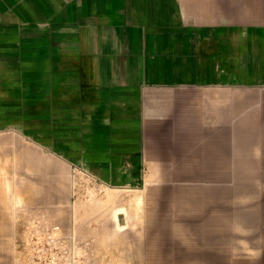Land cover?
Instances as JSON below:
<instances>
[{
  "label": "crops",
  "instance_id": "obj_1",
  "mask_svg": "<svg viewBox=\"0 0 264 264\" xmlns=\"http://www.w3.org/2000/svg\"><path fill=\"white\" fill-rule=\"evenodd\" d=\"M159 147L264 178V0H0L6 178L28 148L34 177L132 188Z\"/></svg>",
  "mask_w": 264,
  "mask_h": 264
},
{
  "label": "rangeland",
  "instance_id": "obj_2",
  "mask_svg": "<svg viewBox=\"0 0 264 264\" xmlns=\"http://www.w3.org/2000/svg\"><path fill=\"white\" fill-rule=\"evenodd\" d=\"M152 151L132 188L75 166H58L55 182L34 177L28 148L18 178H6L16 164L0 152V264H264V178L245 177L260 174L255 164ZM10 189L22 206L11 219Z\"/></svg>",
  "mask_w": 264,
  "mask_h": 264
},
{
  "label": "bare ground",
  "instance_id": "obj_3",
  "mask_svg": "<svg viewBox=\"0 0 264 264\" xmlns=\"http://www.w3.org/2000/svg\"><path fill=\"white\" fill-rule=\"evenodd\" d=\"M262 180H264V179H262ZM263 182V181H262ZM264 184V183H263ZM255 186H257V184L255 185ZM252 187V186H251ZM255 188V187H254ZM257 189V188H256ZM252 190L253 191H255L254 189H253V187H252ZM259 190V189H258ZM249 191H251V190H249ZM257 192V191H256ZM214 204H217V203H214ZM255 204V203H254ZM216 206V205H215ZM212 207H214V206H212ZM238 208V207H237ZM226 209V208H225ZM239 210L241 209V208H238ZM237 210V209H236ZM260 210V209H259ZM258 210V211H259ZM238 211V210H237ZM258 211H256L255 213H254V215L252 214V215H250L249 217H245V215H243L244 217H245V219L247 220V218H249V220H251V219H253V216H258ZM239 212V211H238ZM238 212H236V215H238L237 217L239 218V215H242V214H239ZM260 214V213H259ZM243 216H241V217H243ZM241 220H242V218H241ZM124 226H122V228H123ZM237 249V248H236ZM243 250V249H242ZM241 250V251H242ZM244 251V250H243Z\"/></svg>",
  "mask_w": 264,
  "mask_h": 264
}]
</instances>
